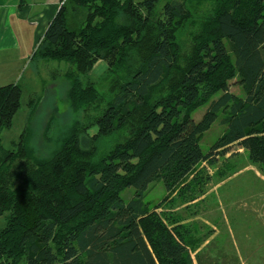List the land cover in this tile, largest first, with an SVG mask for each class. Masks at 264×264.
Instances as JSON below:
<instances>
[{"label": "trees", "instance_id": "trees-1", "mask_svg": "<svg viewBox=\"0 0 264 264\" xmlns=\"http://www.w3.org/2000/svg\"><path fill=\"white\" fill-rule=\"evenodd\" d=\"M34 58L66 66L82 116L48 158L23 134L0 144V264H195L194 251L201 264L202 239L170 210L202 194L199 166L233 144L264 172V0H64ZM99 60L105 84L89 78ZM21 96L19 82L0 86V130ZM219 115L225 129L204 152ZM158 182L166 196L150 207Z\"/></svg>", "mask_w": 264, "mask_h": 264}, {"label": "rangeland", "instance_id": "rangeland-1", "mask_svg": "<svg viewBox=\"0 0 264 264\" xmlns=\"http://www.w3.org/2000/svg\"><path fill=\"white\" fill-rule=\"evenodd\" d=\"M192 6L199 9L194 3ZM118 18L120 22L131 23L122 11ZM138 53H130L125 67L137 66ZM102 61L89 73V78L99 84H105L108 79L103 75L106 63ZM27 65L19 80L21 106L11 127L0 130V144L11 148L12 142L23 134L34 154L45 159L69 136L73 123L81 120L82 114L69 104V81L64 76L66 66L63 63H46L34 58L29 59ZM228 90L234 95L242 94L235 79L229 81ZM31 99L36 101L34 110L30 108ZM207 106L208 102L196 108L191 119L198 121ZM220 119L221 115L200 138L199 145L204 152L225 129ZM95 130L89 129L88 134H94ZM200 169L204 175L202 194L188 203H176L170 211L178 213L179 224L189 227L194 240L202 239L196 249L201 264H264V172L236 144L231 145L225 155L216 156L212 165L205 162ZM165 196L163 184L158 182L148 191L145 201L153 207ZM165 209L161 206L155 210L161 213ZM191 255L197 264L195 251Z\"/></svg>", "mask_w": 264, "mask_h": 264}, {"label": "crops", "instance_id": "crops-1", "mask_svg": "<svg viewBox=\"0 0 264 264\" xmlns=\"http://www.w3.org/2000/svg\"><path fill=\"white\" fill-rule=\"evenodd\" d=\"M61 0H0V82L16 83ZM101 60L97 61L93 67ZM103 62V61H102ZM24 70V71H23ZM1 86V85H0Z\"/></svg>", "mask_w": 264, "mask_h": 264}, {"label": "built area", "instance_id": "built-area-1", "mask_svg": "<svg viewBox=\"0 0 264 264\" xmlns=\"http://www.w3.org/2000/svg\"><path fill=\"white\" fill-rule=\"evenodd\" d=\"M63 1H64V0H61V1H60V5L63 3Z\"/></svg>", "mask_w": 264, "mask_h": 264}]
</instances>
